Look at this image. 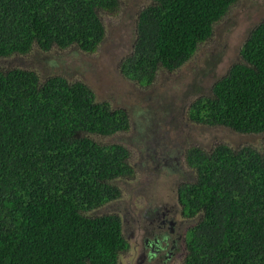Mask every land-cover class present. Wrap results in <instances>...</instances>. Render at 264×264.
Masks as SVG:
<instances>
[{"label":"trees","instance_id":"16d2710c","mask_svg":"<svg viewBox=\"0 0 264 264\" xmlns=\"http://www.w3.org/2000/svg\"><path fill=\"white\" fill-rule=\"evenodd\" d=\"M143 1L120 71L148 85L160 70L187 63L240 0ZM119 6L120 0H0V59L34 46L94 52L105 37L100 13ZM239 54L210 94L191 102L190 121L264 132V19ZM129 124L124 109L98 101L83 81L0 68V264H118L127 248L120 216L92 212L120 197L115 181L133 175L130 153L92 136ZM184 159L195 179L181 185L180 200L184 215L196 220L184 264H264V141L258 148L190 146Z\"/></svg>","mask_w":264,"mask_h":264},{"label":"rangeland","instance_id":"374dc122","mask_svg":"<svg viewBox=\"0 0 264 264\" xmlns=\"http://www.w3.org/2000/svg\"><path fill=\"white\" fill-rule=\"evenodd\" d=\"M143 3V0H120L116 11L100 13L105 37L94 52L74 47L42 51L34 46L27 54L0 59L3 69H33L43 79L60 75L69 81H83L98 101H107L112 108L127 112L130 124L126 131L92 136L100 143H119L129 150L133 176L116 179L120 197L92 212L118 214L125 234L129 231L126 220H132L131 213L136 215L129 208L133 200L139 203L143 191L160 188L159 192L165 189L173 195L178 182L189 177L190 168L182 164L188 147L210 151L224 143L232 148L244 145L258 148L264 141V132L239 133L224 126H205L190 121L187 114L191 102L210 94L213 82L241 60L239 51L247 34L264 19V0H240L233 5L228 15L214 25L211 38L199 45L187 63L175 71L160 70L148 85L128 79L120 71L121 60L131 52L136 14ZM215 55L221 59L211 66ZM184 253H180L179 264ZM123 259L120 256L119 261Z\"/></svg>","mask_w":264,"mask_h":264},{"label":"flooded vegetation","instance_id":"af4514ba","mask_svg":"<svg viewBox=\"0 0 264 264\" xmlns=\"http://www.w3.org/2000/svg\"><path fill=\"white\" fill-rule=\"evenodd\" d=\"M184 158L185 152L182 164L189 167ZM189 168V177L178 182L173 195L168 193L169 190L162 189L159 192L160 188H157L156 191H143L139 195V203L133 200L129 211L134 209L136 215L131 213L132 220H126L129 223L127 234L122 217L120 218L127 248L120 253L124 259L118 260V264H179L180 253L185 251L182 260L184 264L187 253L186 236L195 220L184 215V203L180 200L179 188L183 183L195 179V171Z\"/></svg>","mask_w":264,"mask_h":264}]
</instances>
